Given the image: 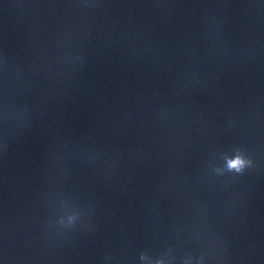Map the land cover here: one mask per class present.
<instances>
[{
    "label": "water",
    "instance_id": "95a60500",
    "mask_svg": "<svg viewBox=\"0 0 264 264\" xmlns=\"http://www.w3.org/2000/svg\"><path fill=\"white\" fill-rule=\"evenodd\" d=\"M0 144L6 264H264V4L0 0ZM57 193L84 215L54 235Z\"/></svg>",
    "mask_w": 264,
    "mask_h": 264
},
{
    "label": "clouds",
    "instance_id": "9594fccd",
    "mask_svg": "<svg viewBox=\"0 0 264 264\" xmlns=\"http://www.w3.org/2000/svg\"><path fill=\"white\" fill-rule=\"evenodd\" d=\"M260 3L264 4V0H260ZM4 147L5 145L0 144V150ZM222 159V167L210 168L211 173L216 175L230 173L239 176L254 166L252 159L239 147L232 148L230 155L225 154ZM49 212L50 216L46 220V228L54 235L74 229L81 223L84 215V209L63 193L54 194ZM88 227L91 229L90 224ZM194 238L198 239V237ZM210 250L212 251L211 256L204 249L185 250L183 253L176 254L172 245H166L155 255L148 250L140 251L136 257V264H207L210 259H219L217 250L222 251L223 246L217 243L215 250ZM0 264H6V260L2 257H0Z\"/></svg>",
    "mask_w": 264,
    "mask_h": 264
}]
</instances>
